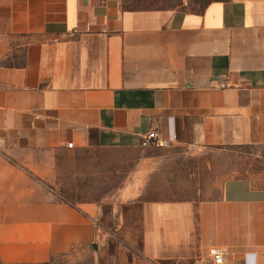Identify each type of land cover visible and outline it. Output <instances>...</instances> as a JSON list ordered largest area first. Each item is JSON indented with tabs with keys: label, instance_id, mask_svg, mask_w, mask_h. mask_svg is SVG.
<instances>
[{
	"label": "crops",
	"instance_id": "obj_1",
	"mask_svg": "<svg viewBox=\"0 0 264 264\" xmlns=\"http://www.w3.org/2000/svg\"><path fill=\"white\" fill-rule=\"evenodd\" d=\"M149 130L169 144L141 146L114 203L121 223L136 207L140 254L194 264L215 245L221 264H264V0H0V264H43L108 227L111 210L41 185L49 155L138 148ZM210 148L243 155L216 197L147 181Z\"/></svg>",
	"mask_w": 264,
	"mask_h": 264
},
{
	"label": "rangeland",
	"instance_id": "obj_2",
	"mask_svg": "<svg viewBox=\"0 0 264 264\" xmlns=\"http://www.w3.org/2000/svg\"><path fill=\"white\" fill-rule=\"evenodd\" d=\"M206 0H120L125 7L201 6ZM153 146V145H150ZM145 147H97L60 148L49 155V163L40 176L41 185L53 195L71 203L95 201L110 219L104 221L107 228L97 232L93 242L75 245L66 253L56 254L44 264H173L172 259L153 260L140 254V234L137 209L134 205L124 209L121 223L119 210L114 208L121 197L126 178L133 180L137 162ZM243 155L232 151L210 148L197 154H183L176 162L177 178H169L155 172L148 178L150 186L159 192L165 189L171 194L194 199L212 198L219 193V183L229 174L232 166L240 163ZM167 181V184H165ZM173 182V185L171 184ZM121 191V192H120ZM122 224L120 227L119 225ZM191 258H180L175 264H191ZM194 264H212L208 257H197Z\"/></svg>",
	"mask_w": 264,
	"mask_h": 264
},
{
	"label": "built area",
	"instance_id": "obj_3",
	"mask_svg": "<svg viewBox=\"0 0 264 264\" xmlns=\"http://www.w3.org/2000/svg\"><path fill=\"white\" fill-rule=\"evenodd\" d=\"M220 86H224L225 82L222 81L219 83ZM36 116V115H35ZM4 143V139L0 137V145ZM140 146H150V145H157V146H167L169 144V138L159 136L154 130H149L141 137L138 141ZM223 248L219 246H210L208 249V254L210 256V260L213 264H221L222 263V252Z\"/></svg>",
	"mask_w": 264,
	"mask_h": 264
},
{
	"label": "trees",
	"instance_id": "obj_4",
	"mask_svg": "<svg viewBox=\"0 0 264 264\" xmlns=\"http://www.w3.org/2000/svg\"><path fill=\"white\" fill-rule=\"evenodd\" d=\"M207 1H209V0H206L205 2H207ZM205 2H203V3H205ZM93 242V241H92ZM91 243V242H90ZM46 263V262H45ZM44 264V263H43Z\"/></svg>",
	"mask_w": 264,
	"mask_h": 264
}]
</instances>
